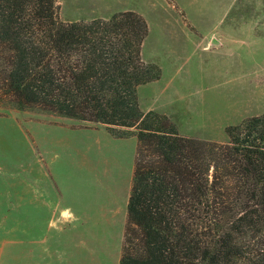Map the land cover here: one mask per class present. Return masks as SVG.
<instances>
[{
    "label": "trees",
    "instance_id": "trees-1",
    "mask_svg": "<svg viewBox=\"0 0 264 264\" xmlns=\"http://www.w3.org/2000/svg\"><path fill=\"white\" fill-rule=\"evenodd\" d=\"M147 34L133 11L63 22L57 0H0V105L133 130L119 264H264V114L217 143L142 112L137 88L161 73Z\"/></svg>",
    "mask_w": 264,
    "mask_h": 264
},
{
    "label": "crops",
    "instance_id": "crops-1",
    "mask_svg": "<svg viewBox=\"0 0 264 264\" xmlns=\"http://www.w3.org/2000/svg\"><path fill=\"white\" fill-rule=\"evenodd\" d=\"M254 1L257 0L251 2ZM57 3L63 22L107 20L117 12L131 10L117 8L116 0H57ZM228 10L222 13L219 28L206 26L200 20L206 18L200 15L192 17L185 11L184 18L177 15L187 37L193 40L194 48L219 57L223 45L228 48L230 38L236 48L256 46V54L264 58V0H258L254 9L239 8L235 19L230 21L227 20ZM139 14L144 17L141 12ZM180 30V26L171 27L166 23L160 34L161 42H168ZM148 37L149 29L141 47V58L153 63L144 59ZM250 83L254 87V104L258 99L255 97L257 90L264 88V72L256 79L251 78ZM153 96L157 102L148 99ZM137 99L142 112L165 115L181 136L198 138L192 133V117L198 111L201 118V112L174 80L167 82L160 73L158 80L137 88ZM258 111L242 118L238 124L264 114V108ZM36 116H29L27 131L35 144L43 145L45 152L40 157L33 155L26 171L18 173L19 183L13 186L11 193L13 223L28 227L29 254L31 235L35 233L36 264H54L57 246L59 264H119L136 138H114L98 123H91L93 127H73L71 122L76 119L66 118L53 125L45 122L46 115ZM37 118L40 121L36 122ZM228 126L234 125H224V133ZM32 225L35 226L33 231Z\"/></svg>",
    "mask_w": 264,
    "mask_h": 264
},
{
    "label": "rangeland",
    "instance_id": "rangeland-1",
    "mask_svg": "<svg viewBox=\"0 0 264 264\" xmlns=\"http://www.w3.org/2000/svg\"><path fill=\"white\" fill-rule=\"evenodd\" d=\"M251 1L116 0L117 8H129L131 10L128 11L133 10L138 14L141 12L146 19L149 37L144 48V59L160 68L162 79L167 82L174 80L190 103L194 102L193 105L201 112V118L198 111L192 117L191 129L195 137L226 143L224 125L238 124L242 118L264 108V88L260 87L255 94L256 98H261L260 105L258 99H254L257 105L253 104L254 87L250 83L251 78L256 79L264 72V58L258 57L256 46L236 48L230 38L228 48L223 45L219 57L203 52L196 46L194 48L195 44L187 37L177 13L181 18H184V11L192 17L200 15L206 18L200 19L206 26L218 27L221 15L227 8V20L230 21L235 19L239 8L257 7L258 0ZM166 23L171 27L180 26L181 30L176 31L168 42H161L160 34ZM188 57L191 58L190 62L187 61ZM148 99L153 103L158 101L156 96ZM32 115H46L45 122L53 125L67 118L34 108L17 110L12 106L0 105V264H36L35 233L31 235L29 254L28 227L13 223L11 207L12 189L19 183L18 173L26 171L29 160L33 161V155L40 157L45 152L43 145L35 144L28 134L27 123ZM67 121L70 123L74 120ZM71 123L73 127H93L90 122L75 120ZM132 132L115 129L116 136L110 135L114 138L125 135L121 138L125 139L132 137ZM34 228L32 225V231ZM54 264H59L58 246Z\"/></svg>",
    "mask_w": 264,
    "mask_h": 264
}]
</instances>
